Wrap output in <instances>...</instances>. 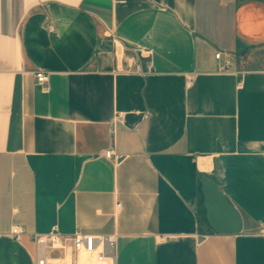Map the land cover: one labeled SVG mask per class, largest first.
I'll use <instances>...</instances> for the list:
<instances>
[{
  "label": "crops",
  "instance_id": "crops-1",
  "mask_svg": "<svg viewBox=\"0 0 264 264\" xmlns=\"http://www.w3.org/2000/svg\"><path fill=\"white\" fill-rule=\"evenodd\" d=\"M263 222L264 0H0V264L52 228L114 234L112 264H264Z\"/></svg>",
  "mask_w": 264,
  "mask_h": 264
},
{
  "label": "built area",
  "instance_id": "built-area-1",
  "mask_svg": "<svg viewBox=\"0 0 264 264\" xmlns=\"http://www.w3.org/2000/svg\"><path fill=\"white\" fill-rule=\"evenodd\" d=\"M117 60L119 55L116 51ZM142 55L148 56V51H139ZM217 59H222V53H215ZM229 60L223 58L221 68H227ZM147 67H150L148 64ZM136 71H140V67H135ZM37 83L44 84L47 80V73L37 70L34 73ZM193 74L188 75L190 80ZM124 112H116L114 119H122ZM104 156L110 159H116L113 146L107 147ZM258 234L264 236V222L258 228ZM11 236L18 239L25 230L22 226L14 224L10 227ZM28 236L34 243L35 262L34 264H112L115 235L110 233H91L76 229L71 234H63L57 228H52L44 233H28Z\"/></svg>",
  "mask_w": 264,
  "mask_h": 264
},
{
  "label": "water",
  "instance_id": "water-1",
  "mask_svg": "<svg viewBox=\"0 0 264 264\" xmlns=\"http://www.w3.org/2000/svg\"><path fill=\"white\" fill-rule=\"evenodd\" d=\"M204 217L216 233H237L242 229L240 213L218 186L207 176H200Z\"/></svg>",
  "mask_w": 264,
  "mask_h": 264
}]
</instances>
